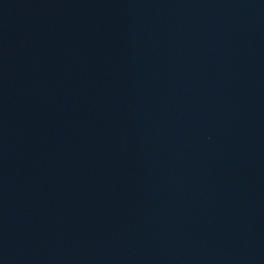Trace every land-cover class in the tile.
Segmentation results:
<instances>
[{"label": "water", "instance_id": "obj_1", "mask_svg": "<svg viewBox=\"0 0 264 264\" xmlns=\"http://www.w3.org/2000/svg\"><path fill=\"white\" fill-rule=\"evenodd\" d=\"M0 264H264V0H0Z\"/></svg>", "mask_w": 264, "mask_h": 264}]
</instances>
